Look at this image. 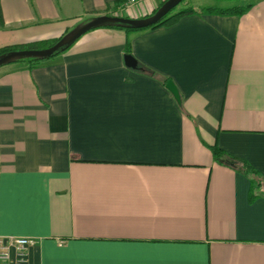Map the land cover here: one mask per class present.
I'll return each instance as SVG.
<instances>
[{"label": "crops", "instance_id": "crops-1", "mask_svg": "<svg viewBox=\"0 0 264 264\" xmlns=\"http://www.w3.org/2000/svg\"><path fill=\"white\" fill-rule=\"evenodd\" d=\"M164 1L0 0V48ZM250 3L98 27L36 66L0 68V235L35 240L27 264H264V195L250 200V179L211 151L264 177V0Z\"/></svg>", "mask_w": 264, "mask_h": 264}, {"label": "trees", "instance_id": "trees-1", "mask_svg": "<svg viewBox=\"0 0 264 264\" xmlns=\"http://www.w3.org/2000/svg\"><path fill=\"white\" fill-rule=\"evenodd\" d=\"M122 1L123 0H119V2H117L116 4L118 3L120 4ZM185 1L186 0H184L183 2ZM164 2L161 3V5L154 11V13L164 4ZM177 7L174 8L171 12H169L159 22H157L156 24L148 28L155 29V28L162 27V26H170L176 23L183 16L191 15V14H221V15L241 16L245 14L246 12H248L253 7V3H250V2L249 3H238L232 6L207 5V6H200V7L186 5L180 9H177ZM2 20H3V15H2V9L0 5V21L2 22ZM125 29L128 31L139 30V29H133V28H125ZM60 38L53 39V40H40V41L23 43V44L4 46L0 48V56L9 51L18 50V49L47 48L55 44ZM126 54H132L130 43L127 44ZM25 61L29 63L30 66L32 67V66H36L40 64L43 60L27 59ZM139 69L143 70L144 72L150 73L152 76L156 75L155 72H151V70H149L148 68H144L143 66H139ZM168 81H169L168 78L163 79L164 84H166ZM178 102L182 108L181 98L178 100ZM211 151L216 160H218L221 163H225L229 165L230 167H232L238 172L243 173L245 176H247L250 179V182H251V189H250V196H249L250 200H254L256 197L264 195V177L246 159L235 157V156L228 154L227 152L223 151L217 144H214L211 146Z\"/></svg>", "mask_w": 264, "mask_h": 264}, {"label": "water", "instance_id": "water-1", "mask_svg": "<svg viewBox=\"0 0 264 264\" xmlns=\"http://www.w3.org/2000/svg\"><path fill=\"white\" fill-rule=\"evenodd\" d=\"M184 0H166L164 4L151 16L131 18L119 15H102L71 30L62 36L55 44L43 49H18L9 51L0 56V68L15 62L27 59H49L69 49L82 35L88 31L103 27L113 26L121 28L144 29L159 22L169 12L176 8ZM125 64L133 69L138 68V60L133 54H125ZM167 89L180 99L179 90L173 80L166 84Z\"/></svg>", "mask_w": 264, "mask_h": 264}, {"label": "built area", "instance_id": "built-area-1", "mask_svg": "<svg viewBox=\"0 0 264 264\" xmlns=\"http://www.w3.org/2000/svg\"><path fill=\"white\" fill-rule=\"evenodd\" d=\"M142 0H126L124 7H132ZM35 240L28 237L0 235V264H27L29 247ZM15 256H13L14 254Z\"/></svg>", "mask_w": 264, "mask_h": 264}, {"label": "rangeland", "instance_id": "rangeland-1", "mask_svg": "<svg viewBox=\"0 0 264 264\" xmlns=\"http://www.w3.org/2000/svg\"><path fill=\"white\" fill-rule=\"evenodd\" d=\"M254 0H186L185 2H189L194 5H214V6H232L238 3H249ZM185 2L180 3L177 9H180L185 6Z\"/></svg>", "mask_w": 264, "mask_h": 264}]
</instances>
